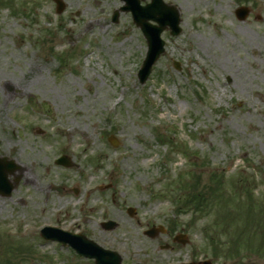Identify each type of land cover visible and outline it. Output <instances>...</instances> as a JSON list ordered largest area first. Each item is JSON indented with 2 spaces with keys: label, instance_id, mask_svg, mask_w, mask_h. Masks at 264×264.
Returning <instances> with one entry per match:
<instances>
[{
  "label": "rangeland",
  "instance_id": "1",
  "mask_svg": "<svg viewBox=\"0 0 264 264\" xmlns=\"http://www.w3.org/2000/svg\"><path fill=\"white\" fill-rule=\"evenodd\" d=\"M61 1L57 12L54 0H0V156L17 179L0 194V264H95L41 237L43 225L83 233L125 264H230L214 247L264 264L261 235L241 245L217 236L224 210L193 214L175 198L192 174L202 184L217 172L228 188L250 189L252 204L240 189V221H264V0H165L181 30L161 32L165 50L144 83L141 29L129 11L111 19L121 0ZM238 5L252 10L244 20ZM27 156L43 193L20 173ZM158 224L165 233H144ZM181 229L185 244L172 241Z\"/></svg>",
  "mask_w": 264,
  "mask_h": 264
},
{
  "label": "water",
  "instance_id": "2",
  "mask_svg": "<svg viewBox=\"0 0 264 264\" xmlns=\"http://www.w3.org/2000/svg\"><path fill=\"white\" fill-rule=\"evenodd\" d=\"M55 1L57 3L56 9L59 12L63 7V3L61 0ZM156 4L159 5V8L164 10H154V6ZM128 9L132 11L135 23L140 26L148 42V50L138 72L139 80L142 83L145 81L148 73L150 72L151 65L163 51L164 41L160 38V32L166 27V24H170L171 32L173 34H176L180 31V28L178 27L179 19L176 16V14L178 15V11L175 5L162 3L161 0H153L146 6H141L139 4V0H125L124 5L114 11L113 20H116L119 10ZM165 10H170V12L173 14H163L162 12ZM248 11L249 9L247 7H240L236 9L237 16L241 19L247 15ZM148 19L156 21L157 24L148 22ZM109 140L112 144L116 143L111 137H109ZM4 159L5 158L0 157V191L4 194H9L15 183L6 184L5 179L8 173L13 170V166L11 163L4 162ZM56 162L67 165L68 158L65 155H62L60 158L56 159ZM103 225L107 228H110L114 226V222L108 221L103 223ZM158 229L163 231L162 227L159 226L158 228H151L147 230L146 233L154 236L156 232H158ZM41 234L46 238L57 239L62 243H69L80 254L88 257H94L96 264H121V257L117 252L102 248L100 245L82 234H73L54 227H44L41 230ZM175 240L185 243V239L182 238L181 235L175 237ZM188 264L196 263L192 262ZM204 264L210 263L209 261H204Z\"/></svg>",
  "mask_w": 264,
  "mask_h": 264
},
{
  "label": "trees",
  "instance_id": "3",
  "mask_svg": "<svg viewBox=\"0 0 264 264\" xmlns=\"http://www.w3.org/2000/svg\"><path fill=\"white\" fill-rule=\"evenodd\" d=\"M190 171L194 173L193 169H190ZM199 175L195 176V174H192L189 178L190 180L184 179L182 181L183 185L181 187H177V189L179 188V192H177L175 198L178 197L180 206L182 204V207L187 208L185 212L189 211L193 214L200 213L202 215L207 213L208 215L212 212L213 209L224 210L222 215H216V217L213 219L215 227L214 229L216 231L218 230L217 236L232 235L233 237H236V242L241 245L242 241H244L245 243L246 240V242L249 243V241L247 240H249L251 237L261 235V240L264 242V231H262L264 221H262V223L260 220H256L258 223L256 225H253L252 227L249 226L250 224L248 221H240L241 218L239 216V211L243 206L242 204H244L241 192H244L243 195H245L247 200L249 199V202L252 204L253 199L251 198L250 194H248L250 192V189L248 187H243L242 185H238L233 189L228 188L227 185L223 182L222 174H219L217 172L209 173L206 177L207 182L201 184V180H199L201 179V177ZM193 180L197 181V184H195ZM240 189L242 191H240ZM182 196L184 197V200L181 203V201H179V198H181ZM251 204L250 206L252 207ZM235 211L237 213H235ZM224 219L226 220L223 221ZM206 235L209 237V239H212V237H210V235H208L207 233ZM210 242L212 243L213 241L211 240ZM214 242H217V244L221 245L226 244L225 241L221 243L218 241ZM213 250L214 252H216L215 247Z\"/></svg>",
  "mask_w": 264,
  "mask_h": 264
},
{
  "label": "bare ground",
  "instance_id": "4",
  "mask_svg": "<svg viewBox=\"0 0 264 264\" xmlns=\"http://www.w3.org/2000/svg\"><path fill=\"white\" fill-rule=\"evenodd\" d=\"M70 31H72V27L71 26H66ZM5 79H4V81L5 82H11V80L9 79V78H7V77H4ZM62 131H63V133L64 134H67L68 133V128H63L62 129ZM19 156V151H16V157H15V159L16 160H18L17 159V157ZM31 160L32 159H30V156H27L26 157V160L24 159L23 161H22V168L20 169V173L22 174V176H23V178H24V180H25V182L26 183H29V184H32L33 186H34V188H35V190H38L37 192L38 193H43V192H45L46 190V184L45 183H42V182H40V180H37L35 177V175L33 174V169H31V168H33L34 166L32 165V162H31ZM44 177V176H43ZM51 187L54 185L53 184V182L52 181H50V184H49ZM33 202H35V201H33ZM45 207H46V205H44ZM35 207V206H34ZM2 209H3V206L0 204V211H2ZM45 209V208H44ZM103 237V236H102ZM103 238H105V237H103Z\"/></svg>",
  "mask_w": 264,
  "mask_h": 264
}]
</instances>
